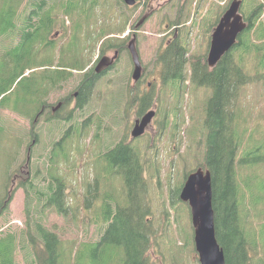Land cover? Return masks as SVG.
Here are the masks:
<instances>
[{"label": "rangeland", "instance_id": "rangeland-1", "mask_svg": "<svg viewBox=\"0 0 264 264\" xmlns=\"http://www.w3.org/2000/svg\"><path fill=\"white\" fill-rule=\"evenodd\" d=\"M59 1L64 0H51L52 3ZM231 1L136 0L133 7H116L117 9L108 12L102 11L99 7L95 15H91V20L85 21L86 17L84 15L77 17L78 14L72 15L71 19L67 18L72 25L71 33L77 30L70 38H67L66 27L69 28L71 25L58 23L50 34L54 45L53 66L56 67L62 58V47L69 50L79 46L78 54L82 52V64H85L83 68H86L95 60L97 45L102 39H106L105 46L107 43L115 44L116 40L111 38L113 34L123 37L131 31L141 15H146L147 20L136 31L138 56L144 70L142 82L133 83L130 79L134 63H130L128 53L125 51L126 43L131 40L130 32L128 41H122L121 47H113L107 54L109 68L115 63L114 67L107 75L98 81L95 80L92 94L82 107V138L75 135L64 144L67 152L81 145L78 146V151L66 161L60 158L51 159V145L70 125L62 121L66 113L55 124H50V131L49 126L42 131L41 142L34 146L29 158V166L35 178V189L26 192L22 188H16L13 192L8 209L0 216V236L6 232L19 234L21 231L29 230L40 245L39 238L33 233L35 225L41 224L58 236L60 245L64 246V253L72 251V257L82 250V243L96 242L106 227V224L102 223L104 221L100 207L102 203L114 206L119 203V206H123L126 202L120 178L117 173L106 174L104 169L106 164L99 156L105 150L123 142L138 148L140 160L145 165L144 176L150 206V215L147 217L152 232L147 257L155 264H198L191 240L193 228L190 209L187 203L180 201L179 190L183 183L182 175L185 172L183 170L187 169L188 174L190 170L192 172L196 169V164L203 163L205 102L211 91L193 86L189 79L190 65L198 58H203L204 63L206 62L213 27ZM262 1L264 0H256ZM102 16L110 20L109 26L103 32L104 25L100 21ZM115 17L117 21L114 20ZM123 20L128 26L122 33L118 29H121L120 24ZM79 27L87 29L82 28L81 33ZM253 31L250 32L251 35ZM78 42L79 45L75 46ZM86 45L88 47L85 49ZM258 45L261 44L258 42ZM174 46L180 49L179 55L182 53L184 55L186 63L182 66V74L185 79L175 83L169 82L170 80L164 82L163 77L168 70L159 59L162 60V55L168 48L171 51ZM116 49L120 53L115 56L113 53ZM233 54L236 56L238 51H234ZM98 55H101V49ZM258 57L259 55L255 53H247L240 63L252 81L247 86L239 88L233 109L235 127L241 141L237 158L245 154L242 158L249 160L264 157V66H257ZM110 61L112 63H109ZM79 77V71H71L70 78L62 83L61 88L49 95V104L56 101L55 97L67 96L74 91ZM143 101H147L148 105L141 111L140 105ZM153 105H158L159 114ZM151 109L156 110L157 121L154 124L157 131L148 137H142L138 142H129L133 122ZM2 112L6 120L15 121L14 128L17 127V131L12 133L14 136L21 137L24 129H30L28 119L8 110ZM160 128L162 133L158 130ZM16 147L17 141H5L2 144L0 165L4 161L7 165L9 160L11 167L17 170L22 163L24 164L25 149L21 146ZM96 159L101 163H93ZM35 171L38 173L34 175ZM4 175H7V168L3 170L2 167L0 194L4 191ZM236 175L239 189L243 192L242 201L248 205L250 189H253L261 179V183H264V164L252 169L238 167ZM245 183L248 184L247 187ZM59 184L65 188L63 214L49 208L39 194L43 192L50 196L55 190L47 191L48 185ZM90 195H93L95 200L87 209L84 207L85 199ZM28 198H31L32 205L26 210ZM245 226L252 227L253 231L260 233L264 229L263 216L255 220L249 219ZM19 240L14 260L18 264H29L27 249L23 247L24 239L20 236ZM250 244L257 246L258 250L261 248L259 237ZM259 254L260 256L249 255L262 260L260 250ZM77 257L79 264H82V257ZM33 264L37 263L33 261Z\"/></svg>", "mask_w": 264, "mask_h": 264}, {"label": "trees", "instance_id": "trees-1", "mask_svg": "<svg viewBox=\"0 0 264 264\" xmlns=\"http://www.w3.org/2000/svg\"><path fill=\"white\" fill-rule=\"evenodd\" d=\"M262 2H241L240 15L248 26L236 39L232 50L225 54L213 69L206 66L203 58H198L190 65L189 79L193 86L211 91L205 102L203 163L196 164V168H204L211 175L213 227L215 239L224 254L225 264H264V229L256 233L252 227L245 226L249 219L255 220L262 216L264 219V183H261V179L250 189V202L245 205L236 175L238 167L252 169L264 164V157L249 160L242 158L244 154L237 158L241 141L233 115L239 88L252 81L240 65L245 54L259 55V62L256 64L259 67L264 66V1ZM122 6V0H64L53 3L51 0H0V148L5 141H17V147H23L26 154L24 164L17 170L11 167L9 160L7 165L5 161L0 165V171L2 167L3 170L7 168V175H4V191L0 194V216L8 209L10 197L16 188H22L26 192L35 189V178L29 166V158L34 146L41 142L42 131L48 126L50 131L49 95L61 88L62 83L70 78L71 71L83 70L82 52L78 54L79 42L74 49L67 50L62 47V58L56 67L53 66L54 45L50 34L59 22L64 25L68 21L67 18L71 19L74 14H78L77 17L84 15L87 21L91 20V15H95L99 7L108 12L116 7L123 8ZM116 19L117 17L114 18ZM100 21L104 25L103 32L109 26L110 20L102 16ZM96 22L100 24L99 21ZM125 22H121V29ZM82 28L79 27L81 33ZM252 30L254 31L251 35ZM76 32L77 30L72 31L70 37ZM102 35L103 33L100 36ZM258 42L261 45H258ZM87 47L86 45L85 49ZM179 50L175 46L171 51L168 48L161 57V62L169 73L168 78L167 73L164 75V81L175 83L185 79L182 66L186 61L183 53L179 55ZM234 51H238L236 56ZM81 83L83 107L87 100L85 98L93 86L90 73L84 76ZM3 110L28 119L30 129H24L21 137L14 136L12 133L17 131V127L14 128L15 121L6 120ZM76 123L79 125L78 121ZM79 128L80 125L58 146L60 153L72 152H67L64 144L72 136L81 138ZM47 135L46 133L45 136ZM102 158L106 163V174L117 173L120 178L126 202L123 206H119V203L115 206L102 203V223L107 226L99 239L92 243H82V250L72 257V251L64 253V246L60 245L55 233L41 224H36L33 234L39 238L40 245L29 230L19 234L6 232L0 236V264H18L14 259L20 236L24 239L23 247L27 249L29 264H33V261L37 264H79L77 256L82 257V264H155L146 255L150 248L152 232L147 217L150 215V206L144 176L145 165L140 161L138 152L123 143H117L104 153ZM95 185L97 186V182ZM245 185L248 186L247 183ZM62 189V184L57 187L48 185L47 191L55 190L50 196L39 193L45 204L54 208L58 214L64 212ZM94 200L95 197L90 195L84 207L89 209ZM31 205L32 200L28 198L26 210H29ZM258 237L262 260L251 256H260L257 246L250 244Z\"/></svg>", "mask_w": 264, "mask_h": 264}, {"label": "water", "instance_id": "water-1", "mask_svg": "<svg viewBox=\"0 0 264 264\" xmlns=\"http://www.w3.org/2000/svg\"><path fill=\"white\" fill-rule=\"evenodd\" d=\"M128 6L135 4V0H123ZM240 0H232L221 15L218 23L213 27L209 51L207 55V66L214 68L221 58L236 43L237 37L247 28L243 16L240 15ZM131 41L129 50L134 62V73L132 78H139L140 69L134 45ZM105 61H101L99 67L105 66ZM98 67V69H99ZM97 69V71H98ZM154 112L146 113L140 120H137L131 130L132 137L141 136L150 125ZM211 176L209 172L203 174L198 169L187 177L180 193V199L187 202L191 209V224L193 228V242L197 253L199 264H225L222 248L219 247L215 239L214 217L212 209Z\"/></svg>", "mask_w": 264, "mask_h": 264}, {"label": "flooded vegetation", "instance_id": "flooded-vegetation-1", "mask_svg": "<svg viewBox=\"0 0 264 264\" xmlns=\"http://www.w3.org/2000/svg\"><path fill=\"white\" fill-rule=\"evenodd\" d=\"M82 73H81V79L79 82H77L78 86L74 88V91H72L69 95L67 96H62V97H55L56 101L52 103L51 105L49 104V109L50 110V124H55L57 121L60 120V117L66 113L65 116L62 117L63 123H70L69 127L66 128L63 133L59 136L58 140L54 142L51 145V159H54L58 153V146L62 145L63 140L67 135H71L72 132H75L76 127L80 125V137L82 138ZM142 81L140 80V83ZM77 113H75L76 111ZM77 118V119H76ZM79 121V125L76 123V120ZM74 121V123L71 124V122ZM154 120L152 121L151 128L149 129V133H146L144 137H148L151 133H155L156 127L154 124ZM80 138V139H81Z\"/></svg>", "mask_w": 264, "mask_h": 264}]
</instances>
